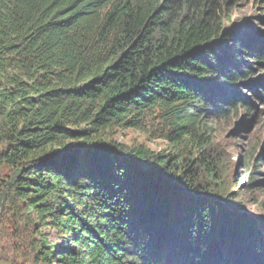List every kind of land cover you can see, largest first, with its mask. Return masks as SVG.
I'll use <instances>...</instances> for the list:
<instances>
[{
	"label": "trees",
	"instance_id": "obj_1",
	"mask_svg": "<svg viewBox=\"0 0 264 264\" xmlns=\"http://www.w3.org/2000/svg\"><path fill=\"white\" fill-rule=\"evenodd\" d=\"M236 1L0 0V167L17 169L14 194L39 223L35 262L245 264L242 249L264 264L261 231L224 210L202 137L206 107L253 117L247 95L216 84L244 80L264 101L250 78L264 37L226 24ZM150 116L177 154L102 137Z\"/></svg>",
	"mask_w": 264,
	"mask_h": 264
},
{
	"label": "rangeland",
	"instance_id": "obj_2",
	"mask_svg": "<svg viewBox=\"0 0 264 264\" xmlns=\"http://www.w3.org/2000/svg\"><path fill=\"white\" fill-rule=\"evenodd\" d=\"M225 14L228 17L227 25L234 24V28H240L245 35L264 37V2H231L226 7ZM257 73H261L264 79V69L254 72L250 78L254 79ZM245 82L243 80L231 86L216 84L214 90L221 91V96L226 99L231 98L233 92L247 95L253 103V117L245 116L244 107L241 106H237L234 112L221 110L218 113L211 112V108L206 107L202 137L208 140L204 152H209L215 162L216 181L219 185L215 189L220 196H229L227 198L231 201H222L224 210L229 208L234 212V218L236 216L238 220L251 221L254 229L261 231L264 255V162L257 161L259 155H264V101L259 96L253 97L252 92L245 88ZM160 128L158 120L150 116L140 129L112 128L102 137L126 148L141 146L154 154H171L174 147L161 138ZM5 135V127L0 123V150L7 145ZM175 153L177 154H173ZM193 153L192 150L185 151L183 157L191 159ZM16 175V168L6 165L0 167V264H43L38 260L34 261V247L38 245V235L35 231L39 223L32 211L14 194ZM41 233L46 235L49 241L57 244L61 242V235L48 227H43ZM1 235L5 238H1ZM230 246L233 247L231 250H235L233 244ZM238 252L245 264H260L250 252L249 255H245L242 249ZM235 253L233 256L237 257ZM190 259L194 260V256H190Z\"/></svg>",
	"mask_w": 264,
	"mask_h": 264
},
{
	"label": "water",
	"instance_id": "obj_3",
	"mask_svg": "<svg viewBox=\"0 0 264 264\" xmlns=\"http://www.w3.org/2000/svg\"><path fill=\"white\" fill-rule=\"evenodd\" d=\"M250 122H252V119H251V121Z\"/></svg>",
	"mask_w": 264,
	"mask_h": 264
}]
</instances>
